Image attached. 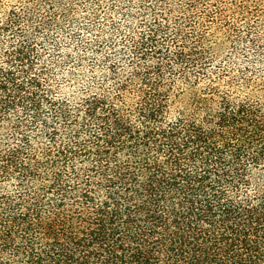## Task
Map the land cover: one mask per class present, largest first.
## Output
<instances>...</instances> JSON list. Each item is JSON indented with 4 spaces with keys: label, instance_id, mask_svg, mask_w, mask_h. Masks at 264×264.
<instances>
[{
    "label": "trees",
    "instance_id": "obj_1",
    "mask_svg": "<svg viewBox=\"0 0 264 264\" xmlns=\"http://www.w3.org/2000/svg\"><path fill=\"white\" fill-rule=\"evenodd\" d=\"M116 2L0 14V264H264V80L216 4Z\"/></svg>",
    "mask_w": 264,
    "mask_h": 264
},
{
    "label": "rangeland",
    "instance_id": "obj_2",
    "mask_svg": "<svg viewBox=\"0 0 264 264\" xmlns=\"http://www.w3.org/2000/svg\"><path fill=\"white\" fill-rule=\"evenodd\" d=\"M22 1L23 0H0V14L8 11L12 6ZM116 4L118 9H124L122 0H117ZM210 4H216L224 14L222 20L214 25L208 24L206 25L207 28L204 29L209 33L208 45L216 61L229 60L230 63L225 61V64L230 65V72L232 75H237V71L241 69V66L248 65L250 71H255L254 79H256V81L264 80V0H203L199 9H201V7L209 9ZM79 5H74L75 9H77V13L75 14L76 18L80 21H87L84 23L90 24L87 18L82 19L83 16H87L84 12V5L82 4L81 6V2H79ZM104 8L105 6L101 9L103 10ZM102 10L99 18L96 19L94 23L97 25V29L103 26V30L105 31L108 22L103 17ZM121 16L122 15L118 12L114 14V22L121 23ZM204 24H206V22ZM228 27H232L236 30L230 31ZM96 34H98V32L95 29L87 36V39ZM246 35L257 40L259 48H263L260 49L257 62L252 61L250 65L249 60L248 62H244L243 58H238L242 56H238L236 53L241 49L244 55L250 56L252 54V50L244 47V45H246L244 42ZM69 89H73V86L66 87L64 91H66V93L70 92Z\"/></svg>",
    "mask_w": 264,
    "mask_h": 264
}]
</instances>
